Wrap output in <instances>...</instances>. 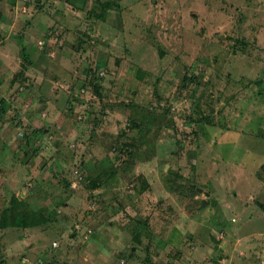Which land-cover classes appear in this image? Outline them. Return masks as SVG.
<instances>
[{
  "label": "rangeland",
  "instance_id": "rangeland-1",
  "mask_svg": "<svg viewBox=\"0 0 264 264\" xmlns=\"http://www.w3.org/2000/svg\"><path fill=\"white\" fill-rule=\"evenodd\" d=\"M96 1L0 0V264H264V0Z\"/></svg>",
  "mask_w": 264,
  "mask_h": 264
},
{
  "label": "trees",
  "instance_id": "trees-1",
  "mask_svg": "<svg viewBox=\"0 0 264 264\" xmlns=\"http://www.w3.org/2000/svg\"><path fill=\"white\" fill-rule=\"evenodd\" d=\"M116 3L115 2H111V1H100L97 0L95 2L94 5H96L98 11L92 12L89 11L88 12V16L90 17H95L96 19H104L105 18V14L108 10V8H110L111 6H114ZM38 6V4H37ZM91 10V9H90ZM19 55H21L23 57L22 60H26L28 61V56L27 54L24 53L23 48L20 50ZM26 67L24 65H21V69L20 71H18L17 73L13 74L11 79H10V84L13 86L14 84H17V81H20L22 83L28 81V77L25 73L24 75V71H25ZM95 92L97 95H99V90L97 88V85H95ZM132 156V154L130 155ZM111 175V172H110ZM256 205L263 210L264 212V203L261 202H257ZM20 201L18 200V198H14L10 201L9 203V207L6 208L4 210V215H2V217L0 218V228H6V227H22V228H28V227H33V226H37L38 224L41 223H45L49 220H51V218L49 217H45L42 213L38 214V215H33L32 217L26 216V215H17V208L20 207Z\"/></svg>",
  "mask_w": 264,
  "mask_h": 264
},
{
  "label": "crops",
  "instance_id": "crops-1",
  "mask_svg": "<svg viewBox=\"0 0 264 264\" xmlns=\"http://www.w3.org/2000/svg\"><path fill=\"white\" fill-rule=\"evenodd\" d=\"M15 61V59H14V57L12 56V53H11V50H8V47L6 48V49H2L1 47H0V95H2L1 96V98L0 99H4V100H6V97H7V100L6 101H14V102H16V101H18V100H22V99H24L25 97H23V94H21L20 95V97H15L14 98V95H12L11 96V98L9 97V94H10V92H9V90H8V88H9V86H10V79H11V77H12V74H9L8 75V69H6V65H9V66H13L14 65V63H13V61ZM3 68V69H2ZM13 70H14V68H13ZM10 73V72H9ZM27 76H30V74H26ZM2 77V78H1ZM7 82V84L8 85H5V83ZM15 85V84H14ZM7 86H8V88H7ZM14 87V86H13ZM12 87V88H13ZM12 88H11V92H12ZM2 92H4L3 94H2ZM9 92V93H8ZM6 96V97H5ZM14 98V99H13ZM19 98V99H18ZM18 104V103H17ZM260 256V255H259ZM258 256V257H259ZM102 258H104L103 256H102ZM105 259V258H104ZM39 262H38V264H42V260L39 258V259H37Z\"/></svg>",
  "mask_w": 264,
  "mask_h": 264
},
{
  "label": "water",
  "instance_id": "water-1",
  "mask_svg": "<svg viewBox=\"0 0 264 264\" xmlns=\"http://www.w3.org/2000/svg\"><path fill=\"white\" fill-rule=\"evenodd\" d=\"M36 1H39V0H36ZM207 195V194H206ZM204 205H207V201L205 199H203L201 201V206L203 207Z\"/></svg>",
  "mask_w": 264,
  "mask_h": 264
},
{
  "label": "built area",
  "instance_id": "built-area-1",
  "mask_svg": "<svg viewBox=\"0 0 264 264\" xmlns=\"http://www.w3.org/2000/svg\"><path fill=\"white\" fill-rule=\"evenodd\" d=\"M54 246H57V243H53Z\"/></svg>",
  "mask_w": 264,
  "mask_h": 264
}]
</instances>
